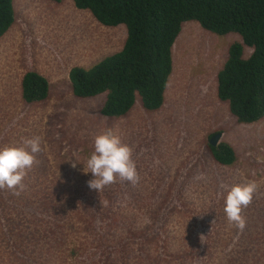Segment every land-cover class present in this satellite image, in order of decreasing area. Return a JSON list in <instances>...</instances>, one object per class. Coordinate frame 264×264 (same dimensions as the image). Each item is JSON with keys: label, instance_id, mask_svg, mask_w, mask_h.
Segmentation results:
<instances>
[{"label": "rangeland", "instance_id": "1", "mask_svg": "<svg viewBox=\"0 0 264 264\" xmlns=\"http://www.w3.org/2000/svg\"><path fill=\"white\" fill-rule=\"evenodd\" d=\"M14 7L16 22L0 38V147L39 136L42 151L18 195L0 189V264H150L160 253L147 260L129 231L158 240L163 227L169 231L168 264H264V118L239 122L217 93L218 73L241 36L184 22L162 107L143 109L138 94L127 116L107 117L100 112L105 95L76 97L70 71L120 50L126 26L102 25L74 0H14ZM251 51L246 46L245 55ZM32 69L49 79L51 95L28 104L21 85ZM107 129L133 149L140 179L117 180L98 192L89 188L92 176L82 172L83 164L72 163H84L94 137ZM219 132L218 142L236 149L233 166L215 163L209 154L207 143ZM201 173L205 178L197 179ZM250 181L257 191L243 210L241 232L227 220L222 186ZM46 211L56 217L48 225ZM105 213L115 222L102 226ZM59 223L67 227L56 238L25 243L35 230ZM125 243L131 244L123 248ZM42 246L51 254L39 257ZM72 249L78 256H70Z\"/></svg>", "mask_w": 264, "mask_h": 264}, {"label": "trees", "instance_id": "2", "mask_svg": "<svg viewBox=\"0 0 264 264\" xmlns=\"http://www.w3.org/2000/svg\"><path fill=\"white\" fill-rule=\"evenodd\" d=\"M79 9L88 10L102 25L116 27L125 25L127 36L123 47L112 52L91 67L75 66L70 71L71 90L78 98H93L105 95L100 112L103 116L122 118L136 105L138 94L142 108L155 111L162 107L165 91L173 71V46L186 21H197L207 30L220 35L237 33L241 40L231 43L228 58L218 73L217 93L220 100L228 102L230 111L239 122L253 123L264 118V0H74ZM14 0H0V38L16 22ZM246 46L252 51L246 56ZM22 97L28 104L42 102L51 95L49 79L37 70H28L22 79ZM213 161L222 166H233L238 160L234 146L227 141L217 145L207 143ZM54 200L44 199V203ZM108 212V211H107ZM102 226L115 220L108 215ZM47 225L55 219L45 212ZM59 221V218L56 222ZM55 222V223H56ZM63 224V223H62ZM49 226L50 231L35 230L25 243L34 246L42 236L55 237L58 229L66 225ZM87 231L80 229L79 237ZM152 260L150 264H168L163 255L169 238L167 227L159 229L160 238L148 237L144 232L137 235L129 231ZM127 236L123 237V240ZM139 238L138 239H136ZM56 238V237H55ZM23 239H21L22 241ZM154 243V246H150ZM123 244V243H122ZM131 243H125L126 248ZM70 256L76 257V249ZM51 248L42 246L39 257ZM178 259L182 251H174ZM171 253H168L170 255ZM105 261L113 257L103 255ZM161 258V259H160ZM115 262V260L111 259ZM125 264V262L123 261ZM48 264V263H45ZM116 264V263H114Z\"/></svg>", "mask_w": 264, "mask_h": 264}, {"label": "clouds", "instance_id": "3", "mask_svg": "<svg viewBox=\"0 0 264 264\" xmlns=\"http://www.w3.org/2000/svg\"><path fill=\"white\" fill-rule=\"evenodd\" d=\"M42 151L41 138L33 136L23 140V146L0 147V189L13 190L19 194L23 190V180L37 163L36 155ZM83 164L82 172L91 174L88 186L92 190L102 191L106 186L117 180L133 184L140 179L136 163L133 159V149L124 143L121 137L111 129H107L94 137L93 150L84 163L77 159L72 167ZM201 173L197 179H204ZM225 188L224 212L230 224L241 232L246 227L243 210L252 202L257 191V183L250 181Z\"/></svg>", "mask_w": 264, "mask_h": 264}, {"label": "water", "instance_id": "4", "mask_svg": "<svg viewBox=\"0 0 264 264\" xmlns=\"http://www.w3.org/2000/svg\"><path fill=\"white\" fill-rule=\"evenodd\" d=\"M222 136V133L219 132V133H216L210 140V143L213 144V145H217L219 142L218 140L220 139V137Z\"/></svg>", "mask_w": 264, "mask_h": 264}]
</instances>
